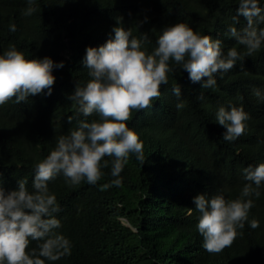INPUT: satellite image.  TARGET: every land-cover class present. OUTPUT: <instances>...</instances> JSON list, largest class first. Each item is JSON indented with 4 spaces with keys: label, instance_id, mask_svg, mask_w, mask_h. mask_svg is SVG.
<instances>
[{
    "label": "trees",
    "instance_id": "trees-1",
    "mask_svg": "<svg viewBox=\"0 0 264 264\" xmlns=\"http://www.w3.org/2000/svg\"><path fill=\"white\" fill-rule=\"evenodd\" d=\"M264 8V0H260ZM27 0H0V53L10 46L28 58L50 57L55 82L27 102L14 99L0 105V180L6 192L27 181L33 191L35 166L54 149L57 138L68 135L84 117L69 97L77 82L89 79L83 60L88 47H99L114 36L118 20L132 35H147L151 52L163 29L177 22L223 41L225 53L246 48L226 35L233 24L237 0H36L37 11L23 15ZM11 24L16 32L9 31ZM264 28V25H260ZM214 89H202L186 71L169 73L167 85L151 108L133 113L134 128L144 145L145 161L135 155L121 173L122 185L101 190L113 177L109 167L96 185L72 186L63 176L49 182L61 211L56 231L71 243V254L46 264H264V184L253 196L249 222L230 247L209 253L197 230L200 213L193 198L223 192L240 196L247 181L243 169L264 162V44L252 57L227 73L217 74ZM180 85L181 98L173 94ZM259 90L261 96L254 94ZM184 107L177 109L178 102ZM220 106L243 107L249 114L246 130L232 142L215 121ZM72 117L71 123L68 118ZM247 199V198H246ZM39 242L32 241L31 248Z\"/></svg>",
    "mask_w": 264,
    "mask_h": 264
},
{
    "label": "clouds",
    "instance_id": "clouds-1",
    "mask_svg": "<svg viewBox=\"0 0 264 264\" xmlns=\"http://www.w3.org/2000/svg\"><path fill=\"white\" fill-rule=\"evenodd\" d=\"M23 15L37 11L36 0H27ZM238 7L233 24L239 18L246 21L243 28L229 26L226 35L246 48L241 54L235 47L225 53L223 41L195 31L186 22H177L163 29L156 47L148 52L147 35L137 38L131 28L125 29L118 20L114 36L97 47H88L83 60L89 79L81 86L77 82L69 97L79 105L84 117L96 114L98 119L80 120L68 135L57 138L50 154L35 166L32 188L27 181L18 180V187L6 192L0 180V264H46L71 254V243L56 230L61 222L56 214L61 211L56 196L49 192V182L63 174L70 185L86 182L96 185L104 176L102 169L109 167L113 177L101 190L122 185L121 173L135 155L141 165L145 161L144 145L139 133L129 127L133 113L151 108L161 96V86L167 85L169 73L183 70L189 79L201 82L202 89H214L217 74L227 73L237 62L252 57L264 44V8L260 0H237ZM11 24L9 31L16 32ZM62 68L63 61L55 64L45 56L28 58L14 45L0 53V105L10 100L20 104L48 89L51 94L55 82L53 68ZM173 94L181 98L180 85L173 86ZM254 94L261 96L259 90ZM177 109L184 107L178 102ZM250 119L244 108L220 106L215 121L226 131L223 139L235 141L246 130ZM72 117L68 118L71 123ZM244 184L240 196L226 198L223 192L214 195L201 193L193 198L200 213L197 230L203 237V247L209 253H220L230 247L240 229L249 222L253 196H260L264 184V162L243 169ZM247 198V199H246ZM250 227H259L252 219ZM32 241L39 242L30 249Z\"/></svg>",
    "mask_w": 264,
    "mask_h": 264
}]
</instances>
